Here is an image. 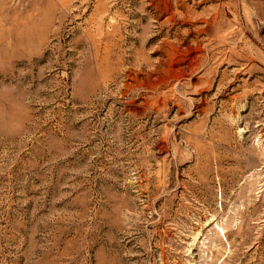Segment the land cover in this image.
<instances>
[{
  "label": "rangeland",
  "instance_id": "1",
  "mask_svg": "<svg viewBox=\"0 0 264 264\" xmlns=\"http://www.w3.org/2000/svg\"><path fill=\"white\" fill-rule=\"evenodd\" d=\"M0 264H264V0H0Z\"/></svg>",
  "mask_w": 264,
  "mask_h": 264
}]
</instances>
